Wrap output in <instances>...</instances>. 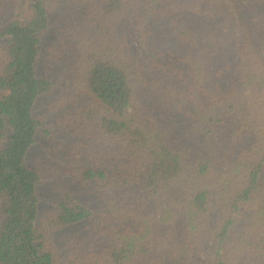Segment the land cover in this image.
I'll return each instance as SVG.
<instances>
[{"label": "trees", "instance_id": "16d2710c", "mask_svg": "<svg viewBox=\"0 0 264 264\" xmlns=\"http://www.w3.org/2000/svg\"><path fill=\"white\" fill-rule=\"evenodd\" d=\"M0 264H264V0H0Z\"/></svg>", "mask_w": 264, "mask_h": 264}, {"label": "rangeland", "instance_id": "374dc122", "mask_svg": "<svg viewBox=\"0 0 264 264\" xmlns=\"http://www.w3.org/2000/svg\"><path fill=\"white\" fill-rule=\"evenodd\" d=\"M55 71H56V72H59L58 69H55ZM57 75L60 76V77H63L60 73H57ZM58 76H55V77H56V78H59ZM66 81H68V80H61V84H63V83L66 82ZM55 94H56V92H55Z\"/></svg>", "mask_w": 264, "mask_h": 264}]
</instances>
